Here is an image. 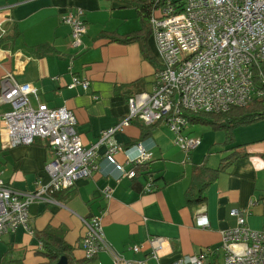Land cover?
I'll use <instances>...</instances> for the list:
<instances>
[{"label":"crops","instance_id":"obj_1","mask_svg":"<svg viewBox=\"0 0 264 264\" xmlns=\"http://www.w3.org/2000/svg\"><path fill=\"white\" fill-rule=\"evenodd\" d=\"M77 8L85 11L87 25L80 49L72 47L71 27L61 20L65 12ZM7 16L11 22L6 21ZM0 25L6 30L5 36L11 35L15 27L19 32L18 38L0 46V92L2 78L12 73L19 84L37 91V96L29 98L33 107L42 103L49 108H67L76 117V129L85 148L97 145L103 131L115 127L129 114L131 96L141 89L153 90L160 59L152 34L147 45L157 67L146 59L138 42L109 39L141 30L138 12L132 5L117 0H0ZM43 44L52 46L57 53L37 57L34 47ZM73 75L90 81L87 92L68 88ZM10 109V105L0 104V180L12 191L27 195L34 192L37 181H50L45 167L55 155L46 139H36L31 146L4 145L1 117ZM190 123L189 120L188 127ZM165 127L164 122L146 125L134 120L115 135L125 149L116 160L126 169L132 168L127 161L138 155V143H145L153 153L148 163L153 192L144 191L147 180L140 175L136 180H119V172L106 160L107 145L102 144L97 148L100 171L90 179L78 180L71 190L52 195L49 202L31 204V232L19 228L2 238L0 264H54L38 237L47 231L71 246L73 258L82 264H111L109 253L101 252L87 260L81 248L87 232L84 221L94 216L101 217L105 241L115 253L146 264H169L208 249L216 252L210 257L214 260L220 254L223 232L237 225L231 216L233 209L245 214L252 230L264 231V122L235 131L234 146H242L237 151L243 155L208 187L206 200L193 205L186 203L193 170L204 163L217 169L221 160L232 153L223 145L226 134L211 129L199 136L187 129L186 134L201 138L202 144L184 159L180 148L169 146L163 134ZM214 149L216 157L212 156ZM107 188L111 190L110 198L105 197ZM253 201L257 204L250 207ZM200 216L207 218L206 229L197 226ZM153 238L168 242L160 258L152 256L149 242ZM133 246L144 248L135 254Z\"/></svg>","mask_w":264,"mask_h":264},{"label":"built area","instance_id":"obj_2","mask_svg":"<svg viewBox=\"0 0 264 264\" xmlns=\"http://www.w3.org/2000/svg\"><path fill=\"white\" fill-rule=\"evenodd\" d=\"M81 8L65 12L61 20L71 27L72 47L80 49L87 33ZM7 22H11L7 16ZM156 52L160 59L152 92H143L129 98V114L115 127L101 133L97 145L85 148L76 129L73 112L65 107L49 108L46 104L33 107L30 96L37 91L19 84L12 73L1 81L0 104L10 105V111L1 117V136L8 148L31 146L36 139H46L54 151V160L45 171L50 181H37L33 193L22 195L0 180V241L9 234L29 227V208L35 201L49 202L52 195L75 187L80 179H90L100 171L97 148L107 145L106 160L117 170L121 179L134 180L135 167L149 163L154 155L140 142L135 146L137 156L128 159L126 169L116 156L125 149L115 135L140 120L146 125L164 122L176 135L175 144L189 158L202 140L186 134L187 115L221 114L233 107L249 104L262 93L255 88L256 78H263L264 69V0H168L165 6L153 12L150 20ZM1 36L6 30L0 25ZM68 88L87 92L90 81L74 76ZM97 99V98H96ZM144 191H154V180L149 177ZM105 197H111L107 188ZM257 202H251L253 207ZM231 216L236 227L222 234L218 252L221 264H264V231L252 230L245 214L233 209ZM87 232L81 248L87 260L101 252L112 257L111 264H146L144 260L127 259L117 254L104 238L102 220L94 216L85 220ZM197 226L208 227L205 216L197 218ZM152 256L160 258L167 241L150 240ZM143 246H133L138 254ZM216 252L204 250L195 256L179 257L169 264H212Z\"/></svg>","mask_w":264,"mask_h":264},{"label":"trees","instance_id":"obj_3","mask_svg":"<svg viewBox=\"0 0 264 264\" xmlns=\"http://www.w3.org/2000/svg\"><path fill=\"white\" fill-rule=\"evenodd\" d=\"M117 1L132 5L134 8H136L141 21V30L123 37L113 35L109 37L110 41L120 43L138 42L146 59H148L155 67H157L158 64L155 61V57L150 54L147 45V41L152 34L150 20L153 12L165 6L168 0ZM18 37L19 32L15 27L11 35L4 36L0 39V46L5 42L15 40ZM34 53L37 57L44 58L48 55L56 54L57 51L52 46L43 44L34 47ZM139 84L140 82L137 81L136 85ZM255 88L259 90L262 95L254 98L249 104L245 106L233 107L228 112L221 114L201 113L197 115H187V118L193 124H202L209 126L213 131L225 132L226 140L223 145L225 147H229L228 151L232 152L226 158L221 160V163L217 169L208 168L206 163L194 168L192 184L186 191V203L188 205L202 204L206 200V190L208 187L215 183L222 173L233 167L234 163L243 155L242 153L238 152L240 149H242V146H234L235 131L241 127L251 126L258 122H264V69L263 78H256ZM143 92L144 89H141L140 92H137L136 94ZM134 169L136 171L135 180L139 175L145 180H147L151 175V173L148 171V163L136 166ZM38 237L42 244L41 247L45 250L46 255L54 264H56L62 257H66L68 259V264H82L73 258L72 247L69 246L62 238L57 237L50 231L43 232L39 234ZM220 260L221 255L217 254L212 264H219Z\"/></svg>","mask_w":264,"mask_h":264},{"label":"rangeland","instance_id":"obj_4","mask_svg":"<svg viewBox=\"0 0 264 264\" xmlns=\"http://www.w3.org/2000/svg\"><path fill=\"white\" fill-rule=\"evenodd\" d=\"M191 124V127H188L187 129H189V128H191V129H193L194 131H196L197 132V134L199 135V136H201V134L200 133H202V132H210L209 130H211V128L209 127V126H206V125H202V124H197V123H190ZM166 128V130H164V133L163 134H165L166 135V138H167V141L169 142V146L171 147V148H179L176 144H175V140H176V135L174 134V133H172L170 130H169V128H167V127H165ZM212 132V131H211ZM212 134H214L213 132H212ZM217 152V149H214L213 151H212V156H214V157H216L218 154L216 153ZM184 159H186V156L184 155ZM191 157V156H190ZM188 163H193V161H191V160H188ZM194 165H197V164H194ZM215 250H217V249H215ZM222 263V258H221V260L219 261V264H221Z\"/></svg>","mask_w":264,"mask_h":264},{"label":"water","instance_id":"obj_5","mask_svg":"<svg viewBox=\"0 0 264 264\" xmlns=\"http://www.w3.org/2000/svg\"><path fill=\"white\" fill-rule=\"evenodd\" d=\"M57 264H68V259L66 257H62Z\"/></svg>","mask_w":264,"mask_h":264}]
</instances>
